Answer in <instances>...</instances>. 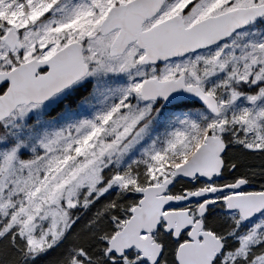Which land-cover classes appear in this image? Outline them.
Returning <instances> with one entry per match:
<instances>
[{"label":"snow or ice","instance_id":"6c2138e0","mask_svg":"<svg viewBox=\"0 0 264 264\" xmlns=\"http://www.w3.org/2000/svg\"><path fill=\"white\" fill-rule=\"evenodd\" d=\"M0 264H264V0H0Z\"/></svg>","mask_w":264,"mask_h":264}]
</instances>
